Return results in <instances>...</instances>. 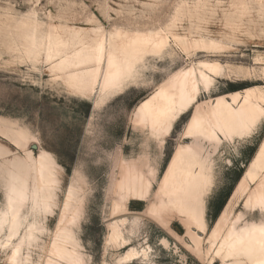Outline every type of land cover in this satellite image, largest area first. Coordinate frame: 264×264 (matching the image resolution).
<instances>
[{
	"label": "rangeland",
	"instance_id": "374dc122",
	"mask_svg": "<svg viewBox=\"0 0 264 264\" xmlns=\"http://www.w3.org/2000/svg\"><path fill=\"white\" fill-rule=\"evenodd\" d=\"M55 29L80 31L79 37L91 29L156 33L167 38V45L161 52H146L122 88L102 94L98 85L85 91L72 86L62 67L63 51L80 45L49 50ZM190 67L198 77L200 101L247 89L258 106L229 130L214 126L218 142L207 134L201 139L212 169L199 200L205 229L190 227L201 238V253L175 209L165 215L169 230L147 212L133 213L145 210L148 201L135 199L120 183L124 162L156 189L175 148L191 142L184 128L194 107L159 138L148 121L135 120L139 102L173 72ZM198 71L211 79L209 86ZM0 125L15 135L27 134L26 149L34 158L43 151L50 154L58 179L51 208L40 209L27 198L12 231L1 170L10 169L14 158L24 160L25 148L0 133V264H65L51 246L72 185L81 212L71 228L84 264H211L207 233L222 211L232 219L239 212L249 220L263 215L257 206H245L244 195L234 196L233 190L264 139V0H0ZM116 202H124L129 212L114 213ZM124 217V223L118 222L120 238L111 239L110 223ZM31 224L38 228L33 240L28 238ZM17 245L20 257L11 261ZM130 248L137 256L122 261Z\"/></svg>",
	"mask_w": 264,
	"mask_h": 264
},
{
	"label": "bare ground",
	"instance_id": "6f19581e",
	"mask_svg": "<svg viewBox=\"0 0 264 264\" xmlns=\"http://www.w3.org/2000/svg\"><path fill=\"white\" fill-rule=\"evenodd\" d=\"M80 31H55L50 35L47 48L62 50L64 46L79 44V48L71 51L64 50L65 59L62 67L67 69L70 83L77 90H93L96 85L100 92H114L122 88L136 73V65L146 52H161L167 45V38L156 33H128L114 30L100 32L91 29L87 36L79 37ZM76 42H71L72 40ZM202 46H210L205 43ZM194 43H186L191 46ZM210 71L216 66L204 64ZM199 72V79L207 87L211 79ZM198 77L193 68L177 70L162 81L152 94L139 102L135 120L140 123L149 122L151 133L162 137L172 127L173 123L183 114L194 107L191 117L184 128V137L191 138V142L178 145L173 151L167 168L158 181L157 188L152 189L150 180L141 172L128 164L121 163L120 183L129 186L131 195L135 199L148 201L144 212L154 216L160 223L167 225L165 215L175 209L182 216L195 245V251L201 253V238L191 230V226L205 229L200 208V194L205 179L212 173L211 160L208 153L204 154L202 138L207 134L211 142H218L219 138L213 130L214 126L228 129L230 124L245 120L256 109L257 103L252 99V90L245 89L243 94L233 92L216 97L213 101L202 102L198 99ZM189 97L194 102L189 103ZM262 98V92L258 95ZM240 100V101H239ZM238 104L236 108L234 105ZM0 133L7 136L16 144L25 148V159L14 158L11 168L2 169L5 181V195L7 211L11 215L10 229L16 231L20 220V207L31 197L33 204L40 209L49 210L54 201L57 176L54 170V160L50 154L43 151L37 158L27 151L29 136L25 133L15 135L4 125H0ZM151 177L157 174L151 168ZM247 179L253 183L249 186ZM244 195L245 206H257L262 212L258 220H249L239 212L230 218L226 211H222L214 225L207 233L209 247L206 253H212L210 263L219 264H264V139L258 146L245 174L233 190V195ZM116 212H129L124 202H116ZM81 212L80 198L77 186H70L64 208L56 229L58 236L54 238L51 252L64 261L65 264H84L83 256L75 250V235L71 228ZM118 217V216H117ZM126 218L110 223L111 239H119L118 222L124 223ZM38 228L31 224L28 238H36ZM127 240L123 239V243ZM166 242V241H165ZM122 243V241H121ZM127 243V242H126ZM21 245L14 247L10 257L16 261L20 257ZM138 252L130 248L121 260L129 262ZM146 255V253H143ZM122 263V262H121ZM46 264H56L49 260ZM61 264V263H58Z\"/></svg>",
	"mask_w": 264,
	"mask_h": 264
},
{
	"label": "snow or ice",
	"instance_id": "6c2138e0",
	"mask_svg": "<svg viewBox=\"0 0 264 264\" xmlns=\"http://www.w3.org/2000/svg\"><path fill=\"white\" fill-rule=\"evenodd\" d=\"M188 102L194 104V102L191 100V97H189V101ZM262 206H264V205H262Z\"/></svg>",
	"mask_w": 264,
	"mask_h": 264
}]
</instances>
